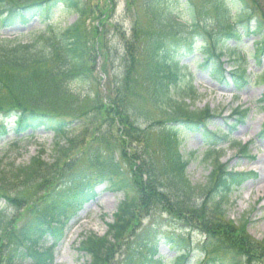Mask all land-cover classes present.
<instances>
[{
  "label": "trees",
  "instance_id": "obj_1",
  "mask_svg": "<svg viewBox=\"0 0 264 264\" xmlns=\"http://www.w3.org/2000/svg\"><path fill=\"white\" fill-rule=\"evenodd\" d=\"M87 1L0 0V32L25 28L33 20L40 24L29 32L0 34V264H51L56 243L46 246L47 238L59 239L68 212L84 199L92 198L99 186L107 192L122 194L123 199L105 234L100 237L91 233L79 244L88 259L85 264H112L115 248L128 244L135 247L122 264H230L225 259L227 254L241 256L242 251L254 253L252 261L264 257L257 252L264 249L263 241L251 243L243 238L237 243L231 238L237 233L247 238L244 228L239 230L229 223L224 228L227 231L217 230H223L222 227L211 229L190 211L188 206L201 201L215 215L223 217L224 205L232 193L254 174L228 170L215 158L207 184H192L186 175L189 160L180 151L184 136L201 132L209 141L225 140L226 136L220 138V132H207L213 117L208 108L192 110L189 103L179 98L194 95V87L186 81L188 66H180V62L196 52L205 54L203 63L212 59L219 62L213 65L218 71L221 57L235 61V69L229 74L239 89L251 81L264 87V71L252 80L246 73L245 58L234 54L238 46L227 45L232 40L238 45L243 35L258 36L255 45L259 49L249 56L264 53V15L250 8L247 0H206V22L198 30L197 9L191 0H144L142 8L147 21H133L131 37L127 38L118 23L112 24L113 7L108 10L107 5L101 12V25L88 27ZM134 1L126 0V13L133 11ZM185 14L187 19L182 18ZM72 15L74 20L65 22L64 18ZM213 25L217 30L210 29ZM110 35L119 38L124 51L116 76L109 70ZM200 39L202 43L198 44ZM99 61L101 66L97 65ZM104 78L107 81L102 83ZM141 91H146L150 107L161 116L157 122L160 139L152 150V154L158 152L159 158L150 163L141 158L143 152L148 153L145 150L149 145L141 141V131L130 121ZM246 113L233 110V121L242 122ZM87 124L91 125V131L85 132L91 139L90 145H84L79 157L71 160V169L61 166L63 149L76 140L63 138L70 129L85 128ZM38 130L52 134L51 160L42 159L45 150L40 149L24 164L17 163L22 156L20 144L27 139L18 135ZM11 133L14 138L5 140ZM117 134L132 145L145 144L143 152L132 156L122 152L127 140L112 142ZM122 160L131 164L133 171L130 166L127 170ZM167 194L181 199L182 209L173 213L182 221L169 218L177 227L175 230L190 229L187 221L191 219L200 224L201 230H210L211 234L204 235L198 243L205 257L202 260L192 259L193 243L186 237L180 239L182 248L174 258L154 259L157 241H168L177 247L174 238L165 239L158 234L165 224L159 226L154 217L156 213L171 212L165 199ZM12 205L18 211L10 222L4 214ZM139 213L147 217V224L139 223L134 237L130 227ZM234 229L237 232L231 234ZM2 245H6L7 252L1 250ZM137 260L141 262L135 263Z\"/></svg>",
  "mask_w": 264,
  "mask_h": 264
},
{
  "label": "rangeland",
  "instance_id": "obj_2",
  "mask_svg": "<svg viewBox=\"0 0 264 264\" xmlns=\"http://www.w3.org/2000/svg\"><path fill=\"white\" fill-rule=\"evenodd\" d=\"M6 1L9 3L13 2V0ZM191 1L197 9L198 30H201L202 24L206 20L204 19L205 14L203 10L206 6V0ZM247 1L250 8L258 11L260 16L264 15V0ZM105 5L109 7L108 10L113 7L114 15L111 19L112 24L118 23L119 26L122 27V31H126L127 38L131 37L133 21L137 22L138 20L143 23H146L147 21L145 18V12L142 8L144 0H135L133 2V7H131L133 11H131V14H128L125 11L126 0H106V2L100 0H88L86 6L88 9V15L85 18L88 27L101 25V22L104 19L101 12L107 8ZM103 6L105 8H103ZM209 14L211 13L209 12ZM182 18L187 19L186 14L182 15ZM64 19L65 22L69 24L74 20V16H68ZM39 27V22L33 20L25 27V31L29 32ZM210 29L217 30L215 25L211 26ZM18 31V29L13 31L3 30L0 34L2 36H10ZM258 40L259 37L257 36H244L236 50L237 53H235L238 57L246 56L247 72L252 76V80L256 79V74H259L264 70V53H257L253 56L248 55L253 54L255 50L259 49L258 47L256 49V45L254 44V41ZM109 41L111 42L109 46L112 48L109 70H112V75L116 76L119 75L120 72V58L124 51L122 49V43L116 35H110ZM201 43L202 40H198V44ZM227 45L228 47L236 46L235 41L233 40L228 41ZM209 52L211 53V51ZM203 55L205 54L202 52H196L185 56L181 60V66H188L187 76L189 79L186 81L187 83L191 82V85L194 87V95L190 98L186 96H180L179 98H183L186 103H189L192 110H203L208 108L213 116V120L209 123L208 131L226 133L228 136V138H226L228 144L221 143L218 139L214 141L219 145L216 146L213 143L208 144L204 141L203 135L201 136V134L192 132L188 133L187 136H184L180 146V151L185 158L189 160L186 167V175L194 185L207 184L209 174L214 167L213 159L218 158L220 164L225 165L228 170L242 173L254 172L255 176L244 180L239 189L231 195L228 202L224 205L223 217L215 215L211 212L209 205H204L201 201H197L195 202V205L188 207L197 218L206 223L211 229L222 227L223 230L219 228L217 230L227 231L224 228L229 227V223L233 224V226L239 230L244 228L242 230L245 231L247 238L239 233L231 237L237 243L243 238L244 241L245 239L251 240V243L264 242V136L261 135V131L264 129V104L259 102L260 100L264 101L263 86L261 84H255V81H251L249 85L242 86L241 89H239L229 81L230 77L227 76V72L233 70L232 65H235V61H229L226 56L221 57L220 63H222V65L220 70L222 71H218L215 67L213 68V65L219 62L216 63V61L212 59L211 61H208L209 63H203ZM97 65L101 66V61H99ZM105 81L107 80L104 78L102 83H105ZM181 85L183 86L184 83ZM180 94L182 95L183 93ZM147 100L149 99L146 96V91L144 93L141 91V94H137L134 103L135 110H132L134 112L130 117V121L139 132L141 131V134L139 135L141 141L145 142V144L147 141L149 147L146 148L145 151L148 153L144 154L143 152V145L145 144L138 145L134 143V145H132V143L123 136L120 135L117 137L118 134L115 135L117 138L113 139L112 142L119 143L120 140H127V146L125 148L123 147L122 152H126L128 156H132V154L137 155L143 152L141 158L145 160L146 163H150L152 159L159 158L158 152L155 151V154H152V150L158 146V141L160 139L157 135L160 128L158 127L157 122H159L161 116L159 113L155 112V110H152ZM235 109L247 111L245 118L240 123L232 121L231 114ZM137 111H139V113ZM87 126L88 129H86ZM90 126V124H87L85 128L80 127L79 129L77 128L78 130L74 128L70 129L69 133L63 138V141H65L66 137V140L70 139L71 142L75 139L76 140L68 146L66 145L63 149L64 154L61 157V166L71 169L73 167L71 160L76 156L77 158L79 157V153L84 150V145H90L91 139L88 140L89 136H85L86 131H91ZM30 135H32L30 139H26L20 144L22 147V156L21 158H18L17 163L24 164L29 158L33 157L39 149L45 150L42 159L50 161L53 152L52 135L44 130H38L35 132L26 131L18 137ZM12 138H14V134L11 133L9 136L5 137V140L8 141ZM82 138H86L84 143H81ZM240 143H248L246 151H242V148L238 145ZM116 148L119 151L121 149L120 147ZM210 148H216V151H214L215 153L211 152L210 156L206 158L205 150ZM121 163L127 168V170L132 168L133 171L134 167H132L131 164L127 163L125 160H122ZM163 182L164 180L160 183ZM155 185L159 187V182ZM163 192L167 193L165 191ZM96 193L97 196L94 200L81 204L80 208L71 210L67 214L60 238L56 242L57 245L52 251V264H85L88 259L86 255L80 251L79 244L91 233L101 237L107 231V226L111 224L114 216L113 214L115 213L118 203L123 199V196L122 194L107 193L105 192L104 187L97 188ZM165 199L171 212L156 213L154 215L159 226L165 224L163 229L158 230V234L164 235V238L165 236L174 238L177 247L172 246L168 241H157V254L154 256V259L158 256H163L166 260L174 258L177 252L182 248L180 245V239L183 237H186V240L189 241V243H193L191 246V248L194 249L192 259H202L198 243L204 239V235L211 234L210 230H201L202 228L200 227V224L196 223V220L194 219L187 221L188 224H191L192 226L190 229L175 230L177 227H174L175 225L172 223L173 221L169 218L176 219L178 222L182 221L179 217H177V219L173 213L182 209L179 205L181 199L176 198L173 194H167ZM17 211L18 207L14 205L9 206L4 216L7 220L12 222L11 220L16 216ZM140 214L141 213H139V216L136 218L134 225H131L130 227L134 237L138 233V224H147V217H143V215ZM166 221L171 223H165ZM10 231H12V229ZM235 231L237 232V230L234 229L233 231H230V233L232 234ZM7 232L9 231L6 230V233ZM131 241L132 239L129 243H131ZM125 242L126 241H124V243ZM51 243L52 240L48 239L47 244ZM128 245H130L131 248H128ZM128 245L121 247L117 246L115 248L112 255V264H122V261H124L126 257L132 255L133 251L131 250L134 249L135 245ZM235 245L237 244H232L233 247H235ZM1 250L7 252L6 245H2ZM145 252L147 251H144L143 254L146 255ZM242 252L243 254L241 256L235 255V257L232 253H229L225 259L226 261H229L230 264H234V261H236L237 264H264V257H260L258 261H252L254 253ZM257 252L259 254L258 256H260L261 253L264 255V249H259ZM230 254L231 256H229ZM141 260L144 259L142 258ZM10 262L12 263V261ZM140 262V260L135 261V263ZM185 264L188 263L186 262Z\"/></svg>",
  "mask_w": 264,
  "mask_h": 264
}]
</instances>
